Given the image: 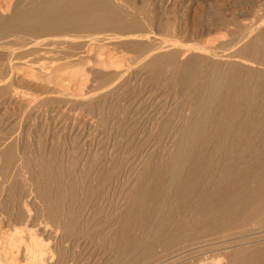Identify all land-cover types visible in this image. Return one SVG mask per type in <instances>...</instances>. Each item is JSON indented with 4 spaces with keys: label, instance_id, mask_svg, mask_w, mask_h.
<instances>
[{
    "label": "bare ground",
    "instance_id": "6f19581e",
    "mask_svg": "<svg viewBox=\"0 0 264 264\" xmlns=\"http://www.w3.org/2000/svg\"><path fill=\"white\" fill-rule=\"evenodd\" d=\"M115 4L109 0H16L11 15L0 17V38L15 34L32 39L59 38V44L65 50L61 53L63 59H74L77 64L90 63L83 60L86 42L119 44L126 52L137 55L134 64L144 60L143 64L140 62L141 66L138 63L139 72L144 73L141 76L162 81L173 94L172 98L177 97L172 112L164 111L166 107H158L148 121L150 134H155L156 146L165 141L172 144L168 159L153 158L152 153L148 157L145 153L139 168L133 162L138 170L132 175L133 181L129 175L131 185L124 191L123 203V195L119 201L123 209L117 215L114 213L113 221L110 217L107 219L115 225L111 227L114 232H106L111 234L110 238H104L106 233L104 236L100 233L103 237L100 236L99 242L104 247L108 244L110 254L107 252V255H111L114 264H131V261L151 264L155 246L169 257L166 255V260L154 264H264V248L249 237L253 232L264 233V35L256 34L248 41L249 35H243L236 38L233 54L213 55L233 59L230 63L218 64L209 59L206 63L208 61L197 54L180 62L178 54L167 49L168 45L153 48L154 44H144L150 38L147 34H142L143 39L147 36L145 41L133 42L142 37L140 33H133L139 23L132 18L127 20L125 14L130 13L129 10ZM261 5L257 7L258 11L262 10ZM108 30L118 33L119 38L99 34H92L96 36L93 38L88 35L89 39L79 36ZM3 43H0V50L8 46ZM47 43L45 45L49 46ZM38 46L40 43L32 40L31 47L36 53L40 52L35 49ZM195 50L201 53L199 55H205L204 50ZM3 89L1 87V93ZM7 93L12 92L7 90ZM8 96L10 102L13 96ZM7 133L0 129V264H67L61 248L39 241L29 232L35 216L28 209L29 203L37 200L46 214L44 217L52 225L72 229L80 221V212L73 209L72 198L79 194L80 202L87 204L92 196L109 195L113 181L115 183L114 175L122 170L124 158L121 163L118 159L91 160L86 166L88 160L82 156L71 158L63 165L41 151L34 156L28 155L29 152L21 149L24 145L19 148L20 145L16 147L18 144L10 142L11 135ZM142 149L137 147L133 151L136 159H141ZM80 163L82 168L79 169ZM58 195L67 197L65 210L61 200L56 199ZM82 218L86 219V216ZM22 230L27 234L25 242L21 241L24 238H21ZM243 233L249 241L246 236L248 242L236 243ZM255 240L264 241V237H255ZM212 246L215 248L211 249ZM245 246L251 248L247 247L248 250Z\"/></svg>",
    "mask_w": 264,
    "mask_h": 264
},
{
    "label": "rangeland",
    "instance_id": "374dc122",
    "mask_svg": "<svg viewBox=\"0 0 264 264\" xmlns=\"http://www.w3.org/2000/svg\"><path fill=\"white\" fill-rule=\"evenodd\" d=\"M15 1L0 0V17H8L11 15L12 9L15 6ZM109 1L118 4L117 6L121 5L127 11L129 10L130 13L126 12L127 14H125L127 20L132 18L139 23L138 28L135 30L136 32L133 31V33H136V35L140 33L142 37L139 39L140 41L135 38L133 42L138 41L136 43H141L149 36L150 38L148 37L149 39H147V41L151 40L152 42L149 41V43L146 41L144 44L148 43L150 46L154 44L155 46L153 45V48H157L161 45H168L167 49H169V51H175L178 54L177 58L180 62H184L197 54V56L206 59V61H208L206 63H209V60H211L210 62H218V64L230 63L233 59L228 58L227 60L226 57L215 58L213 55L233 54V52H235L234 45L237 39L243 35H249L246 41L255 37L256 34L264 35V0ZM259 5H261V11L257 10ZM141 25H143V27ZM133 33L130 34L133 35ZM92 34L96 36H98V34L100 36L113 35L112 37L116 36V40L119 38L118 33L109 30L104 32H91V34L90 32H88V34L81 33L79 36L89 39V37L91 38L93 36ZM142 34H144V36L147 34V36L143 39L144 36ZM88 35L89 37H87ZM54 38L46 37L43 39H32L20 34H15V36L13 35L12 37L9 36V38H0V43L6 42V45H8L3 50H0V80L2 81L0 86L2 89L4 88L2 93L0 92V129L11 135L10 142L18 144L16 147L20 145L19 148H21V146L24 145L21 149H25L27 154L29 152L28 155L34 156L36 153L43 152L41 154L44 156L47 155L46 157L53 156L52 158L57 162H63V165H67L71 158L82 156V158L88 160L85 163L86 166L91 160V162H95L97 159V162H101L102 160L116 161L118 159L117 161H120V163L124 160L122 162V170H119L120 172L117 171L114 175L115 183L113 181L112 192H110L109 195L104 197L95 196V198L92 196L88 200L90 203L87 202L85 205L80 202L82 197H80L79 194H75L72 198V200H74L73 209L78 213L80 212V217L78 219L80 221H78V224H76L74 228L72 227V229L49 223L47 218H45L46 214L41 211L42 207L38 204L37 200L35 202H32V200L28 205V209L32 210L30 211L32 215H35V223L33 222L34 224L32 223V226L29 227V232L35 235L36 238H39L37 240L61 248L67 259V264H114L111 255L108 256L110 254L107 249L108 244H105L107 249L105 250V247L99 242L100 236H104L107 231L112 234L114 232V229L112 230L111 227L115 225H112L113 223L107 221V219L110 217L109 220L113 221L112 217H115V214L117 215L119 211H122L123 206L121 207V204L123 203L124 191L127 189L126 187L131 185L130 181L133 179L132 175L138 170H135L136 163L138 166L137 168H139L140 161L142 158L146 157V155L149 157V153H152L150 156L153 158L159 157L163 160L168 159V154H170L173 149L172 144L165 141L156 146L153 140V138H155L153 135L155 134H150L149 131L151 126L149 127L150 123L148 121L150 115L153 113L152 111L156 110L158 107V109H164L166 107L164 111L172 112L171 109H174V102H176V104L178 102L177 97H173L174 100L172 101L173 94L171 95L169 88L165 87L162 81L155 82L152 76H141L144 73L139 72V67L144 63V60L140 61L141 64L139 61L134 64L133 61L137 60V55L126 52L119 44L112 46V41L107 43L103 41L97 44L86 42L85 48L83 49L85 52L83 60L85 59L84 61H89L90 63L82 62V64H77L74 59H63V54L61 53L65 50H63V46L59 44V38ZM141 39H143V41ZM32 40L40 43V46L35 48L40 51L39 53L33 51L31 47ZM131 41L132 40H130V42ZM47 42L50 44L49 46L45 45ZM150 46H147V48ZM194 48L204 50L205 55H199L201 53L198 54L199 51H196ZM161 52L163 53V51ZM209 56L210 58H207ZM132 58L135 60H130ZM237 61L239 62V60ZM233 62L238 63L236 61ZM138 63L140 64L139 67ZM239 63H241V61ZM203 72L206 73V70ZM6 89L12 93H7ZM4 91L5 94L3 93ZM104 93L107 96H105ZM11 94L13 96L12 100H14L9 102L8 95ZM58 103L60 104L58 105ZM162 105L164 107H161ZM144 117L146 119H144ZM129 129L131 131H129ZM147 132H149V134H147ZM135 140H137L136 143ZM24 147H27V150ZM135 147L143 148L144 155H141V159L140 157L136 159L137 156H135V152H133L136 149ZM145 153L147 154L145 155ZM153 153L154 156H152ZM133 162H136L135 165ZM78 168H82L81 163ZM78 168L77 171H79ZM129 175L131 176V180L129 179ZM125 181L128 183H125ZM115 195H117V197ZM57 197L56 199L61 200L60 202L65 210L67 208V197L62 195H58ZM54 198L53 196V199ZM120 199L122 203L119 202ZM79 210H83V213ZM37 212H39V214L41 212V216L38 215ZM93 213H95V216ZM85 216L86 219L82 218ZM88 218L90 221L92 220V224L89 220L87 221ZM105 221H107L108 224L105 223V225L103 223ZM84 222L86 223L83 224ZM107 225H109L110 228ZM248 225H250V223ZM93 226H96V228ZM98 226L102 228L100 227V229ZM252 226L256 229V226ZM245 228L249 229V226ZM241 229L244 228L242 227ZM241 229H239V231H242ZM91 230H94V232ZM21 233V238H26H23L21 241L25 242L27 240V234L23 230ZM100 233L103 234L101 235ZM243 234L244 236H242ZM243 234L240 235L244 238L239 236L241 240L236 243L239 244L241 241L240 244L246 243L251 238L250 241L254 240V242L258 243L257 246L259 245L264 248L263 240H255V237L256 239H263L264 233L258 235L253 232V236L251 234L249 236L250 238L246 233ZM83 235L84 237H82ZM110 235L106 233L104 238H110ZM261 235H263V237ZM53 236L55 238H53ZM97 237L99 238L97 239ZM245 238L248 241H245ZM242 239H244V242ZM231 244L224 245L230 246ZM247 247L245 246V248ZM254 247H256V244ZM213 248H215V246H212L211 249ZM249 248L247 249L249 250ZM225 252L228 253L229 251ZM153 255L154 258L151 264L155 262L159 263L162 259L169 257L167 253H162L159 247L156 246L154 247ZM224 260L227 261L226 259ZM225 261L223 263H225ZM139 262L140 261H131V264H140ZM128 264H130V262Z\"/></svg>",
    "mask_w": 264,
    "mask_h": 264
}]
</instances>
